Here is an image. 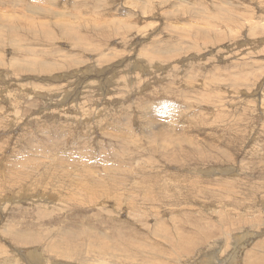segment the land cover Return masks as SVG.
<instances>
[{"label": "rangeland", "instance_id": "obj_1", "mask_svg": "<svg viewBox=\"0 0 264 264\" xmlns=\"http://www.w3.org/2000/svg\"><path fill=\"white\" fill-rule=\"evenodd\" d=\"M150 250L264 264V0H0V264Z\"/></svg>", "mask_w": 264, "mask_h": 264}, {"label": "bare ground", "instance_id": "obj_2", "mask_svg": "<svg viewBox=\"0 0 264 264\" xmlns=\"http://www.w3.org/2000/svg\"><path fill=\"white\" fill-rule=\"evenodd\" d=\"M55 9V8H54ZM149 13V12H148ZM152 13V12H151ZM116 75V74H115ZM162 108H164L165 109V107H162ZM159 111V110H158ZM166 112V111H165ZM155 113H156V111H155ZM165 118H166V116H164ZM130 119V118H129ZM161 120H164V119H161ZM131 123V122H130ZM163 129V128H162ZM176 129V128H175ZM120 132V131H119ZM120 133H123V132H120ZM134 134V133H133ZM121 136H119L120 138H125V139H123L122 140V145H123V147H127L128 149H129V147L131 148L132 146H134L135 144H132V143H130V142H128V138H126V137H124L122 134H120ZM125 135V134H124ZM61 137V136H60ZM113 137V136H112ZM164 137H166V135L164 136ZM167 137H168V135H167ZM166 137V138H167ZM160 138H163V135H161L160 134ZM150 139V138H149ZM52 140V139H51ZM144 140H145V138H144ZM160 140V139H159ZM164 140H166L165 138H164ZM152 141V140H151ZM155 141H157V140H155ZM161 141V140H160ZM133 142V141H132ZM154 142V141H153ZM166 142V141H165ZM134 143V142H133ZM144 144V143H143ZM102 146V145H101ZM149 146V145H148ZM165 146V145H164ZM135 147V149H137L136 148V146H134ZM167 148H169V145H167ZM167 148H163V150H164V152H165V149H167ZM125 150V149H124ZM129 150H131V149H129ZM144 150V149H143ZM169 150V149H168ZM106 151V149L104 150V152ZM120 151V150H119ZM132 152H133V150H131ZM171 151V150H170ZM169 151V152H170ZM117 152V151H116ZM122 152V151H121ZM199 153V152H198ZM78 154L80 155V156H82L83 158H88L89 156H91L92 154H88L89 156H87V155H85V154H83L82 152H78ZM115 154V153H114ZM185 155H187V154H185ZM98 157V156H97ZM132 157H135L134 155L132 156ZM131 157V158H132ZM28 156H23V159H20V161H18V163L16 162L15 163V167H16V169L18 170V173L17 174H21L20 173V169H22V168H24V165L25 164H27V160H28ZM74 158V157H73ZM73 158L71 157V159L73 160ZM110 158V157H109ZM69 159V158H68ZM80 159V158H79ZM133 159V158H132ZM198 159V158H197ZM133 160H135V158L133 159ZM76 161H78V160H76ZM91 161V160H90ZM100 161V160H99ZM197 161V160H196ZM86 162L88 163L89 162V160H86ZM60 163V162H59ZM78 163V162H77ZM84 164H81V165H75V166H70V169L69 170H67L64 166H59V167H62V169H64L65 168V171L63 170L62 171V173L63 174H65V175H67V174H70L71 176H72V180H73V184H75V186H79V187H81V188H83L84 187V185H86V183H87V181H89V182H91L93 185H99V184H101L103 181H105V180H108V181H111V182H115V185L114 184H110V185H114V191H116V190H118L119 189V186L121 187V188H124V186H123V183H124V181L126 182V178L124 177L125 176V170L124 171H118V170H116V168L113 170L112 168L113 167H111V166H106V167H104V169H105V172L107 173V174H105V176H102V178H100L99 176H94L95 174H94V170L92 171V169H88V168H86V170H81L82 168L84 169V167H87L86 166V164H85V161L83 162ZM102 164V163H101ZM134 164V163H133ZM103 165V164H102ZM115 165V164H114ZM123 165V164H122ZM37 166V165H36ZM21 167V168H20ZM28 167V166H27ZM67 167V166H66ZM69 167V166H68ZM80 167V168H79ZM20 168V169H19ZM117 168H119V169H121V166L119 167V166H117ZM26 170V169H25ZM96 170H97V168H96ZM128 171V170H127ZM131 171V173H135L134 172V170H130ZM187 171V170H186ZM13 172V171H12ZM91 172H93V174H91ZM96 173V172H95ZM135 174H137V173H135ZM61 175V174H60ZM129 174H127V176H128ZM130 175H132V174H130ZM109 177V179H108V177ZM16 177H18V176H16ZM15 178V177H14ZM65 178V177H64ZM67 178V177H66ZM61 179V178H60ZM178 179V178H177ZM70 181H71V179H69ZM69 180H67V182L69 181ZM15 182H16V180H15ZM71 184V183H70ZM43 185H44V183H43ZM67 186V185H66ZM74 186V187H75ZM87 186V185H86ZM95 187V186H94ZM101 187V186H100ZM113 187V186H112ZM111 187V188H112ZM152 187V186H151ZM72 188V187H71ZM104 188V187H103ZM127 188V187H126ZM153 188V187H152ZM74 189V188H73ZM79 189V188H78ZM86 189V188H85ZM94 190V189H93ZM97 190V189H96ZM99 190V189H98ZM102 190H104V189H102ZM120 190V189H119ZM154 190V189H153ZM123 191H125V190H123ZM140 191H142V190H140ZM82 192V191H81ZM137 192V191H136ZM144 192V191H143ZM85 193V192H84ZM84 193H82V194H84ZM87 193V192H86ZM103 193V192H102ZM124 193V192H123ZM125 193H128V194H130V196H129V199L127 200V201H129L130 202V204H131V207H133L132 205H133V202H135L134 201V199L132 200V199H130V197L131 196H133V194H134V192H132V194H131V190H130V192H128V191H125ZM140 193V192H139ZM74 194H78V191L76 192H74ZM98 194V193H97ZM100 194V193H99ZM144 194V193H143ZM147 195H146V197L145 198H150L151 200H152V204L154 205V199H156V198H153L154 197V193L153 192H151V190H148L147 191V193H146ZM85 195H87V194H85ZM106 195V194H105ZM142 194H138L136 197H137V199H138V197L139 196H141ZM239 195V194H238ZM89 196V195H88ZM91 196V195H90ZM110 196V195H109ZM162 196H163V194H162ZM91 198L93 199V198H95L94 196L92 197L91 196ZM107 198V197H106ZM109 199H106V201L108 200H112V198H110V197H108ZM157 198H158V196H157ZM98 199V198H97ZM104 199H105V197H104ZM10 200V199H9ZM115 200V199H114ZM113 200V201H114ZM116 201H120V197H117V199H116ZM141 201V200H140ZM146 201V200H145ZM5 202V201H4ZM151 202V201H150ZM12 203V202H11ZM121 203V202H120ZM137 203V202H136ZM139 203V202H138ZM4 204V203H3ZM3 204H1V206H3ZM143 204H147V201L146 202H144ZM152 205V206H153ZM138 206H140V204L139 205H137V208H133L134 210H136V211H138V212H141L140 211V207L138 208ZM142 206V205H141ZM151 206V205H150ZM147 209V208H146ZM145 209V210H146ZM159 210V209H158ZM155 212V211H154ZM186 215V214H185ZM117 224V223H116ZM212 226V225H211ZM164 227H165V224H164ZM166 228V227H165ZM184 228V227H183ZM7 229V228H6ZM202 231H203V229H202ZM168 234V233H167ZM203 234H205L206 235V237H209V236H211L212 235V233L210 234L209 232H207L206 231V233H203ZM14 235V234H13ZM110 235V234H109ZM14 238L16 237V236H13ZM168 237V236H167ZM205 237V236H204ZM204 237H202V239L204 238ZM244 237V236H243ZM210 238V237H209ZM208 239V238H207ZM239 239V238H238ZM242 239V238H241ZM103 240V239H102ZM117 240H119V239H117ZM240 240V239H239ZM70 241V240H69ZM243 240H241V242H242ZM100 242V241H99ZM105 242V241H104ZM118 242V241H117ZM121 242H122V240H121ZM203 242H206L205 240L203 241ZM127 243V242H126ZM169 243V242H168ZM3 244V243H2ZM94 244V243H93ZM238 244V243H237ZM100 245V244H99ZM103 245H105V244H103ZM107 245V244H106ZM122 245V244H121ZM199 245V244H198ZM108 246V245H107ZM111 246V245H110ZM128 246V245H127ZM238 246V245H237ZM239 247V246H238ZM68 248V247H67ZM145 249V248H144ZM237 249V248H236ZM109 250V249H108ZM115 250V249H114ZM147 250V249H146ZM152 250H155V248H153ZM152 250H150V252L149 253H147V254H149L150 256H148V261L150 262V263H153V264H161V262H159L158 260H157V262L155 261V257L157 258V254H156V251H154V252H152ZM113 252V251H112ZM32 253V252H31ZM140 253V252H139ZM168 252H166L165 253V256H167L168 254H167ZM24 255V254H23ZM127 255V254H126ZM22 257V256H21ZM38 258V257H37ZM40 258V257H39ZM38 258V260L36 261L37 263L36 264H40V263H38V262H40V259ZM128 258V257H127ZM34 259V258H33ZM119 259V258H118ZM129 259H130V257H129ZM128 259V260H129ZM205 261V260H204ZM147 262V261H146ZM131 263H133V261L131 262ZM218 263H220V262H218ZM29 264H34L32 261H30L29 260ZM149 264V263H148Z\"/></svg>", "mask_w": 264, "mask_h": 264}]
</instances>
